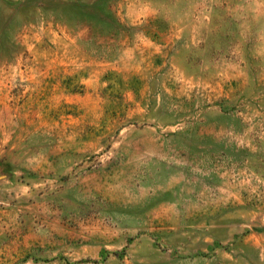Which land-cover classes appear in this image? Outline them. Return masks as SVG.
Listing matches in <instances>:
<instances>
[{
	"label": "rangeland",
	"instance_id": "obj_1",
	"mask_svg": "<svg viewBox=\"0 0 264 264\" xmlns=\"http://www.w3.org/2000/svg\"><path fill=\"white\" fill-rule=\"evenodd\" d=\"M0 264H264V0H0Z\"/></svg>",
	"mask_w": 264,
	"mask_h": 264
}]
</instances>
